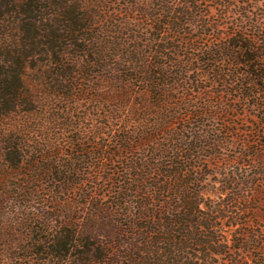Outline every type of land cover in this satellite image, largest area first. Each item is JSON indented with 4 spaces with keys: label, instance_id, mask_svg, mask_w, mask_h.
<instances>
[{
    "label": "trees",
    "instance_id": "trees-1",
    "mask_svg": "<svg viewBox=\"0 0 264 264\" xmlns=\"http://www.w3.org/2000/svg\"><path fill=\"white\" fill-rule=\"evenodd\" d=\"M201 1L0 0V126L15 116L32 115L48 97L79 100L97 89L95 76L111 77L116 68L139 80L140 55L154 57L158 74L168 77L169 69L177 66L168 51L172 49L175 54V47L190 46L191 26L200 22L211 26L204 22ZM214 29L215 25L208 31ZM171 34L183 40L169 46ZM200 35L204 38L208 33L203 29ZM256 40L241 37L228 47L225 56L233 59L232 65L243 66L246 80H252L251 88L262 85L260 93L264 94V68H260L264 54ZM28 68H37L49 80H40L39 87L30 86ZM209 69L213 71H205ZM227 71L219 74L224 82L228 79L225 76L232 75L230 68ZM91 97L99 102V96L92 93ZM18 125L12 131L20 132ZM7 129L0 127V160L10 171L31 173L25 182L14 185L21 191L17 199L39 210L40 203L34 201L39 193L34 189L43 191L45 186L51 197L59 198L56 201L68 203L83 184L76 178V169L86 156L92 158L96 153L75 152V158L60 160L56 156L59 152L49 154L48 143L46 148L37 147L35 155L24 156L10 146L21 138L10 133L3 139ZM153 137L150 132L146 139L137 133H119L117 156L106 148L98 153L101 159L114 161L117 157L119 166L108 170L113 182L110 194L101 196L100 201L85 202L83 211L89 216V225H75L70 212L67 218L62 215L59 224L47 227L52 238L45 236L26 245L31 253L16 264H216L211 262L213 255H222L230 248L219 235L211 213L200 207L198 179L189 177L193 166L188 161L192 157L184 161L180 151L173 155L154 153L152 147L144 153L147 162L138 161L137 155L122 157L123 152L133 154L143 140L149 145ZM89 167L106 169L103 163ZM96 178L93 176L91 182L97 185ZM249 248V242H241L235 249L242 252ZM231 262L264 264V256H257L253 262Z\"/></svg>",
    "mask_w": 264,
    "mask_h": 264
},
{
    "label": "rangeland",
    "instance_id": "rangeland-1",
    "mask_svg": "<svg viewBox=\"0 0 264 264\" xmlns=\"http://www.w3.org/2000/svg\"><path fill=\"white\" fill-rule=\"evenodd\" d=\"M201 3L204 22L209 21L211 26H202L201 22L197 27L191 26L190 46L175 47L176 56L172 49L168 51L177 61V66L169 69L168 77L158 74L154 57L140 55L139 80L128 78L116 68L111 77L91 78L97 89L85 97L79 94L83 96L79 100L48 97L32 115L15 116L12 121L1 123L0 127L8 128L3 139L10 137V133L21 138L10 146L17 147L24 156L35 155L37 147L48 143L49 154L59 152L56 156L60 160L75 158V152L81 155L90 150L96 154L92 158L86 156V161L76 169V178L82 179L83 184L68 203L56 201L59 198L51 197L45 186L43 191L34 189L39 193L34 200L40 203L39 210L18 200L21 191L14 187L30 178L31 173L10 171L0 160V264H16L31 253L26 245L45 236L52 238L47 227L59 224L62 215L67 218L70 212L75 225H89V216L83 211L85 202L100 201L101 196L110 194L113 189L108 170L119 166L117 157L114 161L101 159L98 153L106 148L117 156L119 133H137L146 139L147 132L155 134L151 143L143 140L133 154L123 152L122 157L137 155L138 161L147 162L144 153L151 147L154 153L173 155L180 151L184 161L192 157L188 161L193 166L189 177L198 179L200 207L211 213L219 235L230 248L222 255H213L211 262H253L257 256H264V94L260 93L263 86L252 89V80H246L244 67L232 65L233 59L225 56L228 47L241 37L252 42L257 38L264 54V0ZM213 25L216 29L209 32ZM203 29L208 33L204 38L200 35ZM170 36L169 46L183 40ZM261 64L260 68H264V62ZM208 68L213 71H205ZM229 68L232 75L225 76L228 79L224 82L219 74L228 73ZM26 74L27 83L35 87L41 85L40 80H49L37 68H28ZM92 93L99 96V102L91 97ZM244 93L250 96L244 97ZM17 124L20 132L12 131ZM95 163H103L106 169L89 167ZM93 176L98 177L97 185L91 182ZM41 178L46 180V176ZM241 242H249L250 251H236Z\"/></svg>",
    "mask_w": 264,
    "mask_h": 264
}]
</instances>
